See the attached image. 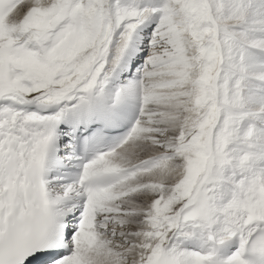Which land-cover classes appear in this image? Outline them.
I'll use <instances>...</instances> for the list:
<instances>
[{"label": "snow or ice", "instance_id": "snow-or-ice-1", "mask_svg": "<svg viewBox=\"0 0 264 264\" xmlns=\"http://www.w3.org/2000/svg\"><path fill=\"white\" fill-rule=\"evenodd\" d=\"M0 264H264V0H0Z\"/></svg>", "mask_w": 264, "mask_h": 264}]
</instances>
